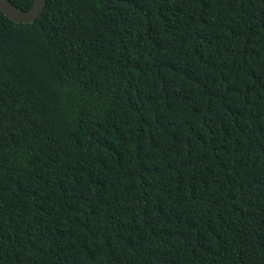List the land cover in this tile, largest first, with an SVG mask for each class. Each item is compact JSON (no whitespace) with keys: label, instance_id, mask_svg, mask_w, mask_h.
<instances>
[{"label":"trees","instance_id":"1","mask_svg":"<svg viewBox=\"0 0 264 264\" xmlns=\"http://www.w3.org/2000/svg\"><path fill=\"white\" fill-rule=\"evenodd\" d=\"M0 264H264V0L0 10Z\"/></svg>","mask_w":264,"mask_h":264},{"label":"water","instance_id":"2","mask_svg":"<svg viewBox=\"0 0 264 264\" xmlns=\"http://www.w3.org/2000/svg\"><path fill=\"white\" fill-rule=\"evenodd\" d=\"M47 0H34L30 9L21 10L9 0H0V10L12 21L18 23H31L42 13Z\"/></svg>","mask_w":264,"mask_h":264}]
</instances>
